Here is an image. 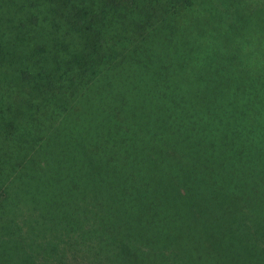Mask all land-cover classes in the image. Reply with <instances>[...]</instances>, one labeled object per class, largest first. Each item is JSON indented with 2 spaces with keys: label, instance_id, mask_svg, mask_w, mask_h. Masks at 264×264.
Masks as SVG:
<instances>
[{
  "label": "trees",
  "instance_id": "1",
  "mask_svg": "<svg viewBox=\"0 0 264 264\" xmlns=\"http://www.w3.org/2000/svg\"><path fill=\"white\" fill-rule=\"evenodd\" d=\"M5 3L37 9L66 60L0 78V264H264V0ZM164 29L201 84L150 62L134 109L106 112L118 75L98 76Z\"/></svg>",
  "mask_w": 264,
  "mask_h": 264
},
{
  "label": "rangeland",
  "instance_id": "2",
  "mask_svg": "<svg viewBox=\"0 0 264 264\" xmlns=\"http://www.w3.org/2000/svg\"><path fill=\"white\" fill-rule=\"evenodd\" d=\"M9 3H5L0 9V78L3 81H11L14 84H22L19 73L20 71H26L32 75L34 80L38 75L39 60L45 63L47 71L54 70L52 68H60L58 73L65 67L64 61L66 60V54L61 46L53 44L55 42L53 38V28H51L49 22L44 23L38 15L37 9H25L18 7H11ZM12 9V10H11ZM31 13H35L38 16L36 19ZM21 23V24H20ZM158 31V30H157ZM170 35H167L169 34ZM156 40L146 45V49L143 53L139 54L138 60L133 61L134 55L124 56L125 53L116 59V66L114 71L99 75V81L103 82L104 75L107 77L114 75L117 86L109 89L102 84L101 93L103 92L109 97L110 103L102 106L107 111H131L134 109L137 101L134 98L139 95L136 94V89H140V80L142 78H155L151 72L150 62L154 63H167V70L164 69L162 72L168 74L171 77V83L179 90V93H186L189 90L194 91L195 88L191 89L190 85L192 80H195L196 87L201 84L203 73L199 72L202 68V61L192 47L184 41L182 33L169 31L164 29L163 31L156 32ZM158 36V38H157ZM39 45L43 48L44 52L36 56L33 54V48ZM154 48L157 50L154 51ZM62 50V52H61ZM57 57V60H53ZM180 65V66H177ZM65 69V68H64ZM205 76V75H204ZM97 77V78H98ZM124 79H127L125 81ZM190 84H188V82ZM189 86H188V85ZM188 86V89L185 87ZM17 87V86H16ZM121 87V89H118ZM85 94L84 90H77L72 95ZM228 95L230 94L227 92ZM86 96L90 98L92 92L86 91ZM134 95H136L134 97ZM114 97L116 99H114ZM134 97V98H133ZM207 97V96H206ZM206 97L198 103V107L207 103ZM69 98L66 96L64 99L56 102L61 114H67L70 112L69 107H62ZM117 100V101H116ZM122 102V104H121ZM145 102V100H144ZM90 109H98L97 105L86 104ZM86 108V107H85ZM110 109V110H108ZM84 111V108L81 109ZM82 116V115H80ZM83 118V116H82ZM61 118L57 122L64 123ZM51 123V122H50ZM145 127L144 125L141 127Z\"/></svg>",
  "mask_w": 264,
  "mask_h": 264
}]
</instances>
